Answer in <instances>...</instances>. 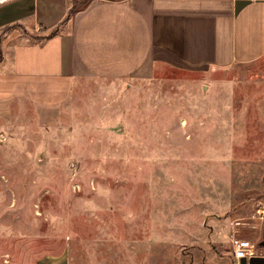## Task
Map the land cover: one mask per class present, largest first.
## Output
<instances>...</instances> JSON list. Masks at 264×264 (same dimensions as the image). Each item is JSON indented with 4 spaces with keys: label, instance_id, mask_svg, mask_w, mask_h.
Here are the masks:
<instances>
[{
    "label": "rangeland",
    "instance_id": "374dc122",
    "mask_svg": "<svg viewBox=\"0 0 264 264\" xmlns=\"http://www.w3.org/2000/svg\"><path fill=\"white\" fill-rule=\"evenodd\" d=\"M29 108L0 120V264H234L233 236L264 254V60L81 77Z\"/></svg>",
    "mask_w": 264,
    "mask_h": 264
},
{
    "label": "crops",
    "instance_id": "0c3cea01",
    "mask_svg": "<svg viewBox=\"0 0 264 264\" xmlns=\"http://www.w3.org/2000/svg\"><path fill=\"white\" fill-rule=\"evenodd\" d=\"M77 1L0 2L1 121L27 105L38 120L54 114L81 77L147 76L160 66L227 69L264 60V0ZM15 24L19 28L7 32Z\"/></svg>",
    "mask_w": 264,
    "mask_h": 264
},
{
    "label": "built area",
    "instance_id": "2783aa9c",
    "mask_svg": "<svg viewBox=\"0 0 264 264\" xmlns=\"http://www.w3.org/2000/svg\"><path fill=\"white\" fill-rule=\"evenodd\" d=\"M4 1L0 0V2ZM231 247L234 264H241L242 259L245 260L244 264H264V254H257V246L253 243L233 236ZM252 259H259L260 261L252 263Z\"/></svg>",
    "mask_w": 264,
    "mask_h": 264
},
{
    "label": "trees",
    "instance_id": "16d2710c",
    "mask_svg": "<svg viewBox=\"0 0 264 264\" xmlns=\"http://www.w3.org/2000/svg\"><path fill=\"white\" fill-rule=\"evenodd\" d=\"M77 8H78V7H76V5H74V6L72 7V9L68 12L67 16H70V14L73 13ZM57 30H58L57 28H56L55 30H53V31L50 33V35H54V34H56Z\"/></svg>",
    "mask_w": 264,
    "mask_h": 264
},
{
    "label": "water",
    "instance_id": "95a60500",
    "mask_svg": "<svg viewBox=\"0 0 264 264\" xmlns=\"http://www.w3.org/2000/svg\"><path fill=\"white\" fill-rule=\"evenodd\" d=\"M263 238H264V226H263ZM258 260H259V259H252L251 262H252V263L259 262L260 260H259V261H258ZM244 263H245V260L242 259V260H241V264H244Z\"/></svg>",
    "mask_w": 264,
    "mask_h": 264
}]
</instances>
